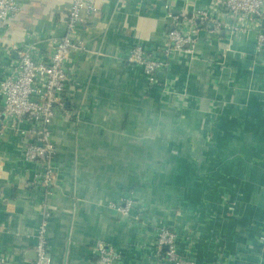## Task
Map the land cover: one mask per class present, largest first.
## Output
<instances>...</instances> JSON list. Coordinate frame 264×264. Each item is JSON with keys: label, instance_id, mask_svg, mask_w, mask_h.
<instances>
[{"label": "crops", "instance_id": "1", "mask_svg": "<svg viewBox=\"0 0 264 264\" xmlns=\"http://www.w3.org/2000/svg\"><path fill=\"white\" fill-rule=\"evenodd\" d=\"M0 28V78L17 46L48 53L65 32L69 0H18ZM210 0H102L72 33L83 49L50 123L56 146L50 190L31 180L21 139L5 126L0 102V256L32 264L43 210L50 212L51 264H98L95 244H110V264H157L160 226L195 264H264V54L251 30L202 27L194 51H174L149 82L124 52L141 44L158 56L168 11ZM157 52V54H156ZM134 200L129 215L111 204Z\"/></svg>", "mask_w": 264, "mask_h": 264}, {"label": "built area", "instance_id": "2", "mask_svg": "<svg viewBox=\"0 0 264 264\" xmlns=\"http://www.w3.org/2000/svg\"><path fill=\"white\" fill-rule=\"evenodd\" d=\"M69 1L65 32L53 37L52 49L42 53L25 44L18 45L16 59L0 78V102L6 118L5 126H10L21 139L26 140L23 159L42 165L43 172L36 173L30 183H41L49 190L54 185L52 159L56 153L50 123L56 109L65 110L62 94L75 70L73 65L68 64L69 54L84 47L80 40L73 38L72 33L78 25L85 23L87 16L98 15L102 11V0ZM19 7L18 0H0V28L18 12ZM168 17L166 44L158 50V56L141 44H132L124 52L123 57L129 63L143 67L149 82L155 81V73L166 66L172 52L194 51L202 27H210L218 33L251 30L255 52L264 54V0H210L208 5L187 13L169 10ZM111 205L121 214L129 215L134 200L127 196L119 204L113 202ZM49 216L50 212L44 209L32 264H51L46 234ZM261 240L264 249V236ZM176 244V232L168 226H160L155 240L157 264H195L193 258L179 253ZM94 253L98 264H110L119 258L113 247L103 241L95 244ZM0 264L14 263L0 256Z\"/></svg>", "mask_w": 264, "mask_h": 264}]
</instances>
